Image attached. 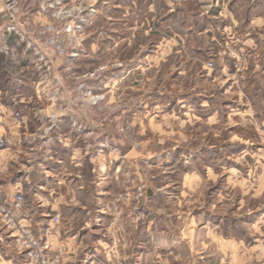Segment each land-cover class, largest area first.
I'll use <instances>...</instances> for the list:
<instances>
[{"label":"rangeland","instance_id":"1","mask_svg":"<svg viewBox=\"0 0 264 264\" xmlns=\"http://www.w3.org/2000/svg\"><path fill=\"white\" fill-rule=\"evenodd\" d=\"M103 2L98 15L84 23L76 18L90 0L53 8L55 18L40 28L56 22L80 25L73 35L76 43L82 39L76 47L80 56L65 71L58 67L52 73L60 75L65 104L79 108L83 122L93 128L84 130L88 135L79 139L76 149L84 161L91 158V167L104 174L102 182L112 186L101 211L116 215L119 202L141 196L151 210L162 212L180 228L172 233L180 247L186 249L191 242L194 251L205 250L199 264H257L239 251L233 257L230 251H220L223 243L213 238L219 232L264 236L263 226H251L264 218V188L257 187H264V122L257 128L239 113L233 94H222L220 81L206 78L204 67L210 68L202 51V0H154L157 8L140 22L147 30L151 27L146 35L118 29L112 34ZM159 13L162 21L155 16ZM135 19L130 14L121 24L137 26ZM158 24L161 28L154 32ZM34 37L43 41L41 32ZM143 53L146 59L138 63ZM80 83L86 88L82 93L77 91ZM54 130V124L45 129ZM197 210L212 214L206 226L209 239L187 234L186 217ZM177 259L180 264L190 260L186 253Z\"/></svg>","mask_w":264,"mask_h":264},{"label":"crops","instance_id":"2","mask_svg":"<svg viewBox=\"0 0 264 264\" xmlns=\"http://www.w3.org/2000/svg\"><path fill=\"white\" fill-rule=\"evenodd\" d=\"M40 1L43 0H22L12 22L0 7V136L5 141L0 149V202L11 204L16 195L22 194L23 210L33 235L52 254L60 251L62 264H159L162 260L180 264L177 257L183 253L190 258L186 264L203 262L205 250L194 251L191 242L186 249L180 247L179 239L172 235L180 228L162 212L151 210L152 206L141 196L119 202L116 215L101 211L113 193L112 186L102 182L104 174L91 167V158L84 161L76 149L79 139L93 128L83 122L79 108L65 104L60 75L53 74L58 67L65 71L76 61L79 50L75 48L74 56L55 60L34 37L40 35L44 23L55 18L53 8L85 0H59L58 4L54 0ZM90 1L92 4L81 18H76L81 23L84 19L93 20L98 15L99 2L105 1L102 4L106 6V21L112 34L115 29L138 30L144 35L151 31V27L147 30L141 24L146 22L147 13L157 8L154 0ZM202 3L199 17L203 58L214 65L210 69L204 67L206 78L220 81L225 87L222 94H233L241 107L237 109L239 113L251 118L259 128L264 122V0ZM130 14L139 24L122 26ZM155 16L162 21L160 13ZM9 24L15 26L18 34L6 31ZM159 25L153 26L154 32L161 28ZM81 42L79 38L76 47ZM36 53L44 56L42 61ZM146 56H139L138 63ZM15 113L22 116L20 120ZM50 124L55 125V130L45 131ZM260 145L264 148V140ZM211 217L210 212L200 210L188 214L187 234L211 238V232L206 230ZM222 221L219 219V226ZM251 226L254 230L264 227V218L258 217ZM236 235L219 232L213 238L223 243L220 251H230L232 257L239 251L255 263L264 264L260 261V256L264 257V236L258 232ZM0 264H23L1 219Z\"/></svg>","mask_w":264,"mask_h":264},{"label":"built area","instance_id":"3","mask_svg":"<svg viewBox=\"0 0 264 264\" xmlns=\"http://www.w3.org/2000/svg\"><path fill=\"white\" fill-rule=\"evenodd\" d=\"M22 0H0V7L5 13V17L11 22L16 18L21 7ZM55 4L59 0H54ZM53 5V4H52ZM80 29L79 24L70 25L67 23L56 22L45 25L41 29L43 41L40 43L45 52H50L55 60H63L69 56H74L76 41L74 34ZM8 33L18 34L13 24L6 27ZM6 52L7 50H3ZM36 56L42 61V54L36 53ZM209 68L211 62L207 63ZM86 88L83 83L78 85L77 91L82 93ZM17 120L21 119L19 113L14 114ZM260 133L264 138V125L260 128ZM5 146V141L0 136V149ZM24 200L21 195H17L11 204L1 202L0 219L10 235L13 247L22 255L23 264H62L60 251L52 254L49 247L36 238L30 228L28 216L23 210Z\"/></svg>","mask_w":264,"mask_h":264}]
</instances>
